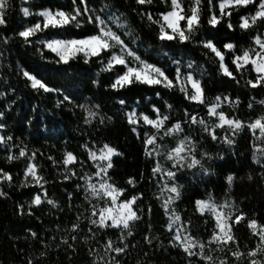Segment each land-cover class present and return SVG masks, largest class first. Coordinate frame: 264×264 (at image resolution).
<instances>
[{
  "label": "snow or ice",
  "instance_id": "6c2138e0",
  "mask_svg": "<svg viewBox=\"0 0 264 264\" xmlns=\"http://www.w3.org/2000/svg\"><path fill=\"white\" fill-rule=\"evenodd\" d=\"M161 2L166 10L160 11L158 18L154 19L157 14L150 10L154 0H135L137 8L143 9L137 13L139 19L159 24L157 41L167 48L183 50L201 48L205 56L211 53L216 58V69L219 74L230 79L237 87L240 86L241 79H244L245 70L250 69L251 75L245 79L244 89L264 91V31H261V27L264 26V0H218V14L215 10V0H207L210 10L206 21L208 29L204 28L201 22L203 0H190L187 9L182 0H161ZM94 5L99 7H89V0H70V5L55 9L41 8L35 12L30 11L28 7H22L21 13L25 18L38 16L41 19L36 23L21 22L18 29L11 31L23 44L38 46L39 58L42 61L59 66V69L66 73L72 70L70 75H75L77 70L85 71L81 68V61L84 65L99 61L102 67L94 74L97 78L94 80L88 78L98 89L103 88L105 84L107 90L117 93L122 90L130 91L137 86L158 87L169 91L178 89L185 100L195 103L197 107L191 111L188 108L179 110L177 118L171 112L172 104H167L169 113L163 114L160 107L149 101L151 106L148 111L138 114V108L141 106L139 100L134 101L135 106L127 103V97L119 101L122 108L130 109L125 118L131 125V131L141 140L145 155L154 164L149 173V180L155 179L161 185V191L167 192L161 207L167 217L166 231L171 237L169 243L172 247L182 248L189 258V264L192 257L198 258L200 264H216L214 257L206 254L212 251L213 245L221 250L235 249L230 251V257L220 260L219 264H264V224L256 218H248L234 201L224 199L222 202H217L212 192H208L206 198L194 201L193 207L199 213L200 219H203L205 214L213 217L214 226L206 241L193 235L196 226L190 218L184 220L176 206V202L182 199L183 186L176 183L180 171L185 168H199L202 176H215L212 163L206 166L204 161L224 159L223 152L213 155L205 150L206 143L218 142L222 146L226 145V151L231 154L235 151L237 138L248 129L254 137L252 147L256 149L252 159L256 164L264 167V113L247 123L236 116L230 117L223 110V106L238 105L239 97L233 100L231 95L223 93L214 98L207 97L201 66L196 65L194 61L185 63L182 56L177 57L175 54L164 52L166 62L171 67H163L151 62L149 49L142 48L143 41H137L126 24L120 22V15H117L114 3L110 5L103 3V0H94ZM249 6L255 11L248 12ZM12 8L11 0H0V32L9 31L8 14ZM241 8L246 12L241 14L237 11L239 19L234 25L231 19L233 11ZM221 26L232 33L235 32L236 27H239L241 32L250 37L249 44L252 46L240 48L231 38H227V42L217 39L216 32ZM89 27L92 29L91 33L87 32ZM11 39L13 37L0 35V46L10 48ZM2 62L3 52L0 51V64ZM19 71L24 77L25 85L31 90L47 95L56 94L57 109L63 110L64 106L71 104L74 108L86 112L87 118L84 119V124L90 126L91 131L102 134L106 122H111L112 117L103 113L101 103L93 102L82 93L74 94L67 89L51 87L45 78L34 71L23 68ZM170 72L174 74L169 75ZM100 73L106 74L101 77ZM8 87L12 94L16 95L12 85ZM105 94L101 93L97 99H101ZM155 95L160 97L161 92L157 90ZM81 100L85 103H77ZM13 103L10 102L4 110H0V145H4L6 149L13 142L11 135L3 134L7 128L8 113ZM255 103L264 106V99L256 101L255 97H251L246 105L247 109H253ZM201 107L205 110L207 119L199 115ZM208 120H213L214 123L210 125ZM218 129L221 130L220 135H217ZM257 130L259 135H256ZM91 131L81 137L84 141L80 145L83 158L71 151H67L62 158V165L66 170L69 165L72 166V170L63 176V180L76 178L73 192L65 191L67 200L72 201L74 196L79 198L82 192L84 201L91 209L90 215L85 217L87 223L82 226L77 217V222L71 224L70 239L73 243L70 244L68 239L62 240V243L67 245L68 251L76 252L75 242L85 228L87 234H90L86 239L95 238L94 228L104 232L119 233L118 244L114 245L111 238L104 241V255L99 254L98 248L90 247L87 250V258L91 259L93 264H120L119 258L127 255L130 248L127 238L133 237V230L137 224L144 223L145 213L150 214L152 209L151 205L145 202V193L137 190L136 177H129L124 186H117L112 175L115 173L114 157H123L124 153L108 142H101L99 136L93 137ZM177 134L179 137L176 145L163 151L165 137H176ZM41 135L51 140L57 139L61 134L49 118L45 132ZM12 146L15 147L14 144ZM162 154L171 161V168H164L160 164L159 157ZM36 157L37 152L29 153L25 147H20L18 154H13L9 150L6 156L9 162L21 158L28 161L23 169L24 183L21 185V187L35 186V194L30 197L28 214L34 215L32 206L38 208L42 204L62 211L61 205L48 195V189L45 187L48 181L39 173L38 165L34 162ZM49 159L53 158L49 157ZM77 166L80 171L78 177ZM261 176L264 177V173H261ZM236 179L234 172L224 177L228 188L232 187ZM248 179H252L251 175ZM168 181L172 183L169 184ZM5 182L11 185L13 174L0 168V197L8 195L2 187ZM129 189L135 194L125 195ZM227 195L225 193V196ZM159 198L157 195V199ZM93 200L96 203H93ZM101 202L102 206H98ZM24 208V204L18 206L20 215L24 214ZM242 222H246L256 238L254 246L245 245L246 251L240 250V240L233 231V228ZM148 228L150 230V224ZM29 235L39 241L37 232L29 229ZM143 239L147 245H152L153 240L148 235ZM113 253L116 254L115 257L112 256ZM45 257L46 252L42 251L39 257L27 259L26 264H41V259Z\"/></svg>",
  "mask_w": 264,
  "mask_h": 264
},
{
  "label": "trees",
  "instance_id": "16d2710c",
  "mask_svg": "<svg viewBox=\"0 0 264 264\" xmlns=\"http://www.w3.org/2000/svg\"><path fill=\"white\" fill-rule=\"evenodd\" d=\"M11 2L13 8L8 14L9 31L0 32V35L13 37L9 42L10 48L0 46V51L3 52V62L0 64V93H6V95H0V110H4L10 102H14L8 113L7 128L3 132L6 136L11 135L13 142L10 143L8 149L4 145H0V168L13 174V183L9 185L5 182L2 185L8 195L0 197V264H26L27 259L39 257L42 251L46 252V257L41 259V264H93L92 260L87 258L88 248H98L99 254L104 255L103 243L105 240L111 238L114 245L119 243V233L104 232L95 228L94 239H86V236L90 235L87 234L86 228L80 233L75 242L76 252L68 251L67 245L62 243L64 239H68L70 244L73 243L70 239L71 224L77 222V217H79V222L83 226L87 223L85 217L89 216L91 211L90 205L83 199L82 192L79 198L74 196L72 201L67 200L65 191L73 192L76 187V178L68 181L63 180V176L72 170V166L69 165L66 170L62 165V158L67 151L76 153L80 158H83L80 145L84 141L81 137L87 135L91 128L84 124V119L87 118L86 112L74 108L71 104L64 106L63 110L57 109L56 94L37 93L26 86L24 77L19 71L21 68L38 73L51 87L67 89L74 94L82 93L85 97L91 98L93 102L101 103L103 113L112 117L111 122H106L102 134L98 131H91V135L99 136L101 142H108L124 153L123 157H114L113 180L117 186H124L129 177H136L138 180L137 190L145 193V202L150 204L152 209L150 214L145 213V222L138 223L133 230L134 238H127L130 248L127 255L119 258L120 264H189V258L182 248L172 247L169 243L171 237L166 231L167 217L161 207L167 192L161 191V185L155 179L149 180V173L154 164L145 155L141 140L137 139L131 131V125L125 118L130 109L122 108L119 101L127 97V103L135 106L134 101L139 100L141 106L138 108V114L148 111L151 106L149 101L160 107L163 114L169 113L167 104H172L171 112L177 118L179 110L188 108L191 111L197 107L196 104L185 100L178 89L169 91L158 87L137 86L130 91L122 90L117 93L107 90L106 84L103 88L98 89L88 78L91 77L93 80L97 78L94 74L102 67L99 61L91 65H84L81 61V68L85 71L77 70L75 75H70L72 70L66 73L60 70L59 66L42 61L39 58L38 46L23 44L20 39L15 38V33L11 29H18L21 22L36 23L41 19L38 16L25 18L21 13L22 7H28L30 11L35 12L41 8L55 9L70 5V0H27V2L11 0ZM182 2L187 9L190 0H182ZM215 2V10L218 14V0ZM103 3L110 5L114 3L117 15H120V22L126 24L137 41H143L142 48L149 49V55L152 57L151 62L158 63L163 67H171L166 62L167 58L163 53L168 52L170 55L182 56L185 63L194 61L196 65L201 66L205 77V95L207 97L214 98L221 93L231 95L233 100L239 97L238 105L225 104L223 106V110L230 117L236 116L247 123L264 113V106L259 103H255L253 109L246 107L251 97H255L256 101L264 99V91L244 89V81L251 75L250 69L245 70L244 79H241L240 86L237 87L230 79L219 74L216 69V58L211 53L205 56L204 50L201 48L183 50L164 47L156 40L159 24L146 19L140 20L137 13L143 9L137 8L135 0H103ZM203 4L201 22L204 28L208 29L206 21L210 10L207 0H203ZM92 6L99 7V5H94V0H89V7ZM150 10L157 14L155 19L158 18L160 11L166 9L161 0H154V5ZM237 11L241 14L246 12L243 8L233 11L231 19L234 25L239 19ZM247 11L254 12L255 9L249 6ZM261 31H264V26L261 27ZM87 32H92L91 27L87 29ZM216 37L225 42H227V38H231L240 48L252 46L249 44L250 37L241 32L239 27H236L235 32L232 33L226 27L221 26L220 30L216 32ZM45 54L47 55V53ZM8 65L10 67H7ZM105 74L100 73L101 77ZM173 74L169 73V75ZM8 85H12L16 90V95L12 94ZM86 89H91V91H86ZM157 90L161 92L160 97L155 95ZM101 93L106 94L101 99H97ZM77 103H85V101L81 100ZM149 114L151 115V113ZM199 115L207 119L206 112L202 107L199 109ZM49 118L52 119L55 128L61 134L57 139L50 140L41 135L42 132H45ZM208 123L211 125L214 121L208 120ZM220 134L221 130L218 129L217 135ZM256 135H259L258 130ZM178 137L179 134L176 137H165L163 151L174 147ZM253 142L252 133L245 129L237 138L235 151L231 154L226 151V145L222 146L218 142L206 143L204 149L213 155L220 152L224 154L223 160L204 161L206 166L208 163H212L216 175L202 176L199 168H185L178 173L176 183L182 185L183 190L181 201L176 202L177 210L184 220L189 218L192 220L196 226L193 229V235L199 239L206 241L214 226L213 217L210 214H205L204 218L200 219L199 213L193 207L194 201L206 198L208 192L215 195L217 202H222L224 199L234 201L235 205L245 212L248 218H256L264 224V177L261 176V173H264V167L256 164L252 159V155L256 151L252 147ZM257 143L259 142L257 141ZM20 147H25L29 153L37 152L34 162L38 165L39 173L48 181L45 187L48 189L49 197L54 198L61 205L62 211L42 204L38 208L32 206L34 215L28 214L30 197L35 194L34 185L21 187L24 183L23 169L28 161L21 158L9 162L6 159L9 150L13 154H18ZM49 157L53 159H49ZM159 162L162 167L171 168V161L167 160L165 155L162 154L159 157ZM76 170L78 177L80 175L78 166ZM232 172L235 173L237 179L232 187L228 188L224 177ZM249 175L252 177L251 180L248 179ZM168 183L171 184L172 181H168ZM225 193L228 195L225 196ZM134 194L130 189L125 193V195ZM157 195H159V199H157ZM93 203L96 201L93 200ZM20 204L25 206L23 215L19 214L18 206ZM98 206H101V203ZM149 224L151 225L150 230ZM29 229L37 232L39 241L29 235ZM233 231L240 240L241 251L247 250L245 245L250 247L255 245L256 238L252 235L246 222L235 226ZM145 235L153 240L152 245L146 244L143 239ZM231 250L228 248L221 250L213 245L212 251L206 252V254L212 255L216 264H219L220 260L230 257ZM112 256L115 257L116 254L113 253ZM191 264H200V261L198 258L192 257Z\"/></svg>",
  "mask_w": 264,
  "mask_h": 264
},
{
  "label": "rangeland",
  "instance_id": "374dc122",
  "mask_svg": "<svg viewBox=\"0 0 264 264\" xmlns=\"http://www.w3.org/2000/svg\"><path fill=\"white\" fill-rule=\"evenodd\" d=\"M101 206H102V202H101Z\"/></svg>",
  "mask_w": 264,
  "mask_h": 264
}]
</instances>
